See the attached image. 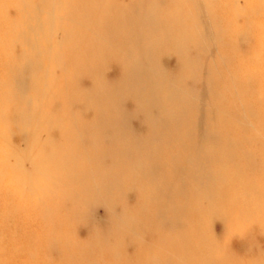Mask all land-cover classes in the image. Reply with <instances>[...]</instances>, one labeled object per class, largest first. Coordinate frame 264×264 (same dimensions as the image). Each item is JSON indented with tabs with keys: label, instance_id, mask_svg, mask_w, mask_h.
<instances>
[{
	"label": "bare ground",
	"instance_id": "1",
	"mask_svg": "<svg viewBox=\"0 0 264 264\" xmlns=\"http://www.w3.org/2000/svg\"><path fill=\"white\" fill-rule=\"evenodd\" d=\"M238 1L0 0V264H264V0Z\"/></svg>",
	"mask_w": 264,
	"mask_h": 264
},
{
	"label": "rangeland",
	"instance_id": "2",
	"mask_svg": "<svg viewBox=\"0 0 264 264\" xmlns=\"http://www.w3.org/2000/svg\"><path fill=\"white\" fill-rule=\"evenodd\" d=\"M238 3L239 4H243L242 0H239ZM167 58L170 59L171 57L168 56ZM108 68H109V70H107L104 75L108 76V77H112L113 73H112V69H111V65L110 64H108ZM15 136L16 135L12 134V137H10L9 141H10L11 145L12 144L15 145V141H14V137ZM90 209L91 210L89 212H90V214L92 216L91 217V221H94V223L99 224V225L102 224L104 222L103 221V208L100 207V206L99 207L95 206V207H91ZM210 229H212L213 231H215V230L217 231L216 226H213V228L211 227Z\"/></svg>",
	"mask_w": 264,
	"mask_h": 264
}]
</instances>
